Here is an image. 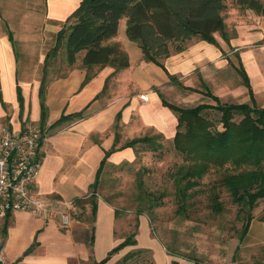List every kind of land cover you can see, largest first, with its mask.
<instances>
[{
  "label": "crops",
  "instance_id": "obj_1",
  "mask_svg": "<svg viewBox=\"0 0 264 264\" xmlns=\"http://www.w3.org/2000/svg\"><path fill=\"white\" fill-rule=\"evenodd\" d=\"M79 2L45 0L46 22L62 24ZM232 17L227 21L222 13L226 39L219 33L212 35L213 43L194 38L183 51L171 54L159 65L145 62L140 51L121 36L124 20H120L116 35L105 43L118 45L128 66L120 70L84 67L78 54L62 75L44 80L43 119L38 89L44 56L51 46L39 48V53L26 44L15 50L7 35L0 33V98L4 105H0V122L13 130L30 123L45 135L33 190L43 197L71 203L75 209L72 201L90 190L104 152L115 148L106 159L118 163L134 157L132 148H118L132 139L152 134L171 142L176 118L160 97L182 107L210 104L202 95L208 91L220 103L248 104L252 100L264 109V14L236 6ZM37 53L35 60L32 57ZM238 70L245 76L247 87ZM144 93L145 102L138 99ZM77 113H81L80 118L52 127L61 116ZM0 221L2 264H92L103 259L122 238L116 232L112 211L101 200L96 202L91 223L72 218L67 227L60 228L54 220L26 212L10 213ZM146 226L145 218L140 217L136 243L139 249L149 250L152 264H192L166 255L145 236ZM262 245L264 221L251 220L239 249L229 256L235 259L222 264H264V250L258 249ZM119 257L114 254L104 264H114Z\"/></svg>",
  "mask_w": 264,
  "mask_h": 264
},
{
  "label": "trees",
  "instance_id": "obj_2",
  "mask_svg": "<svg viewBox=\"0 0 264 264\" xmlns=\"http://www.w3.org/2000/svg\"><path fill=\"white\" fill-rule=\"evenodd\" d=\"M235 4L257 14H264V8L257 0H235ZM225 9V0H80L55 33L54 45L44 56L38 89L41 119L44 114L42 97L45 70L50 58L59 51H62L63 62L67 66L81 54L80 61L84 67L110 66L114 70L124 69L128 66L125 53L117 45L105 43L116 35L119 21L124 20L125 39L135 44L145 62L159 65L171 54L183 51L186 44L194 38L213 43L212 35L219 33L226 39L222 21ZM7 40L12 43L9 33ZM237 72L247 87L245 76L240 70ZM202 95L213 104L178 107L166 103L160 97L162 105L176 118L171 144L181 162L170 174L172 195L177 207L175 213L186 214L187 206H190L189 201L197 191L194 188L210 170H213L218 175L213 181L214 185L222 189L229 202L236 206L235 217L244 221L238 236V240H241L251 220V210L258 201L264 200V109L256 107L252 100L248 104H230L220 103L208 91ZM16 99L20 106L21 96L17 87ZM0 105L4 106L1 98ZM211 112L218 114L216 120L210 119ZM80 117L81 113L61 116L52 127ZM216 125H220V130L216 129ZM158 138V135L143 136L127 141L118 148H133L140 144L155 151L154 140ZM114 149L112 147L110 151L104 152L90 186L89 209L92 220L96 209L93 192L98 183L97 179L104 159ZM213 183L210 184L208 208L212 213H220L222 206L217 201L218 193L213 191ZM159 197L162 195H145L146 210L159 206ZM79 203L74 200L75 206ZM139 215L141 213L138 209L136 216ZM259 220L264 221V211ZM4 228L5 222L2 234ZM134 244L133 235H129L109 250L103 259L92 264H104L112 254ZM30 250L31 247L24 255ZM131 255L133 254L127 253L122 259ZM168 255L178 256L170 252ZM185 258L192 264H197L192 258Z\"/></svg>",
  "mask_w": 264,
  "mask_h": 264
},
{
  "label": "rangeland",
  "instance_id": "obj_3",
  "mask_svg": "<svg viewBox=\"0 0 264 264\" xmlns=\"http://www.w3.org/2000/svg\"><path fill=\"white\" fill-rule=\"evenodd\" d=\"M257 2L264 8V0H257ZM225 4V19L228 21L235 13L237 4L235 0H225ZM62 24L50 25L46 22L45 0H0V33L11 35L15 50H19V45L25 44L28 48H36L37 52L39 48L43 50L49 46L52 47L55 32ZM123 30L124 25L121 29V36L124 38ZM130 46L138 50L134 44L130 43ZM38 53L32 58L36 60ZM65 66L62 51H59L47 63L45 81L62 75L65 72ZM39 73L41 74L40 69ZM210 104L213 103L210 102ZM217 118L218 114L211 112L210 119ZM216 129L220 130V125H216ZM41 136L44 138L45 135L41 133ZM154 141L156 142L155 151L149 150L144 145H135L132 148L134 157L130 160L110 163L108 158H105L97 179L93 202L96 205L97 200H101L112 211L116 232L122 237L119 243L129 235H133L135 242L133 246L124 247L114 253L120 256L114 264H152L149 250L139 249L136 243L140 217L146 220L145 236L154 240L166 255L168 252L178 255L170 256L172 258L186 259L185 257H188L197 264H222L228 262V259L232 262L234 259L229 256L239 249L241 240H238V236L244 221L235 217L236 206L229 202L228 196L222 189L214 185L213 181L218 178L217 173L210 170L201 179L200 184L194 188L197 191L189 201L190 206H187L186 214L177 215L170 174L181 160L173 150L170 141L162 138ZM211 183L214 185L212 187L214 193H218L217 201L222 206L220 213H212L208 208ZM150 193L152 196L161 194L162 197L157 200L159 206L146 210L145 195ZM89 195L90 190L85 196L76 199L80 202L78 206H75L72 201L75 206L70 213L72 218L91 223ZM138 209L141 215L136 216ZM263 211L264 200H261L251 210V220L259 221ZM1 224L2 221H0V228ZM258 249L264 250V245L259 246ZM127 253L133 255L122 259Z\"/></svg>",
  "mask_w": 264,
  "mask_h": 264
},
{
  "label": "built area",
  "instance_id": "obj_4",
  "mask_svg": "<svg viewBox=\"0 0 264 264\" xmlns=\"http://www.w3.org/2000/svg\"><path fill=\"white\" fill-rule=\"evenodd\" d=\"M138 99L145 102L146 94ZM42 140L38 128L30 123L13 130L0 122V219L13 212H26L65 228L71 219V203L43 197L33 190Z\"/></svg>",
  "mask_w": 264,
  "mask_h": 264
},
{
  "label": "water",
  "instance_id": "obj_5",
  "mask_svg": "<svg viewBox=\"0 0 264 264\" xmlns=\"http://www.w3.org/2000/svg\"><path fill=\"white\" fill-rule=\"evenodd\" d=\"M1 248H2V243H0V250H1ZM0 264H2L1 260H0Z\"/></svg>",
  "mask_w": 264,
  "mask_h": 264
}]
</instances>
